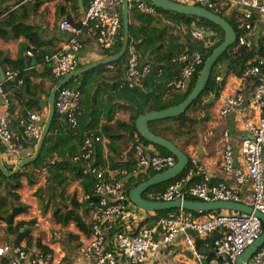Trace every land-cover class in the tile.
Instances as JSON below:
<instances>
[{"label":"built area","instance_id":"2783aa9c","mask_svg":"<svg viewBox=\"0 0 264 264\" xmlns=\"http://www.w3.org/2000/svg\"><path fill=\"white\" fill-rule=\"evenodd\" d=\"M186 5L197 6L232 21L236 29V40L230 47L232 58L242 52L252 51V58L246 62L241 77L248 81L246 92H238L227 97L219 117L224 118L231 111L242 108L244 104L261 112L257 123L248 122L245 129L248 137L243 139L240 154L243 167L234 166V153L230 141L224 135L222 151V168L235 183V188H228L223 183H212L210 178L202 175L198 183L186 186L202 171V167L193 160L192 170L182 179L167 186L163 191L151 196L150 201L171 202L174 200H196L206 203L233 202L242 203L241 191L245 185L250 187V204L253 210L264 214V0H171ZM122 0H90L80 24L73 25L69 20L58 23L60 31L69 38L61 48L45 61H54L51 75L56 80L72 74L77 70V55L83 48L82 37L94 39L102 49H110L121 27ZM139 12L156 15V9L146 0H129ZM263 26V27H261ZM192 41L209 45L207 34L195 29L190 31ZM26 55L33 57L31 52ZM204 53H190L184 49L172 59L179 66L177 77L168 84L178 93L187 91L192 77L202 65ZM138 56L133 49L127 59L124 83L132 88L151 71L150 64L138 65ZM108 69L113 71L112 66ZM159 73H161L159 71ZM18 71L7 69L3 79L10 81L18 76ZM225 75L217 67L215 82L221 83ZM21 83V81H19ZM0 95L5 108L0 115V145L3 156L9 162L18 163L29 157L31 151L27 143L39 141L43 122L39 112H29L21 117L18 126L21 132L10 128L9 99L3 95L0 81ZM81 106V92L78 88L63 86L56 95L55 114L70 131L77 128V115ZM101 143L104 152L108 140L93 134L84 137L76 154L69 157V162L79 165L82 176L92 179L89 192L79 191L75 194L77 202L87 211L89 234L77 249L78 257L89 264H152L161 255L172 253L171 246L179 241L186 252L194 258L196 264H235L243 251L260 237L263 232L261 221L253 215L231 212H211L192 216L182 210L157 217L155 212H147L130 202L124 187V179L136 178L147 172L161 173L175 164L173 156H158L145 151L142 144L133 147L135 166L111 170L96 164L94 157L95 143ZM59 157L53 154L46 162L45 168H51ZM78 183V182H77ZM81 185L78 183V185ZM218 237L212 239L215 233ZM195 239L202 242L199 248ZM210 239L209 243L205 240ZM0 257H7L9 264H61L62 256L54 255L52 262L38 254L32 255L23 247L9 244L0 246ZM248 264H264V246L250 258Z\"/></svg>","mask_w":264,"mask_h":264},{"label":"trees","instance_id":"16d2710c","mask_svg":"<svg viewBox=\"0 0 264 264\" xmlns=\"http://www.w3.org/2000/svg\"><path fill=\"white\" fill-rule=\"evenodd\" d=\"M146 2L151 4L148 0H146ZM4 5L5 0H0V36L3 40L24 37L30 42L31 46H34L33 49H29L26 52H31L33 54L32 58L34 59L35 65L43 68L42 74L39 75L41 77L49 78L50 88L46 93L48 96L52 88L58 83V80L53 78L50 71L54 61H45V58L52 57V54L47 51L40 52L36 48L41 46L38 44V41L40 40L39 32L36 27L27 24V20L29 19L30 15L27 7L23 4L18 9V11L8 12V9L4 7ZM155 9L156 14L169 17L174 24H182L186 27V31H188L189 35L188 36L187 33L185 35L186 44L176 43V39L173 37H171V41H169L167 44L163 43L162 30L152 26L155 23V17L153 15L139 12L135 7H133V5H130L129 41L128 49L124 56L115 62L104 66H99L76 78H73L65 85L66 88H78L81 92V106L76 117L78 124L76 130L70 131L65 124L59 125L58 123L60 122H58V116L55 114L37 160L26 165L17 174L11 177H5L0 172V225L2 226L1 228L6 235L15 238L13 246L21 247V243L25 242L23 249L26 252H31L29 249L36 246L38 252L32 253L33 256L40 254L45 258L47 254L51 253V251L48 250L44 245L40 244L39 240L33 239V237L30 235L31 232L28 229L35 224V221L30 220L28 222H22L17 220L19 216L27 213V208L20 205V198L17 193L18 189L21 187L22 180H26L28 183L32 184L33 181L37 180V177H40L41 173H45L48 179L47 182L50 181L64 183L63 191L70 181L77 180L79 183L81 181V190L84 193L89 192L93 183L92 179L82 176L79 165L70 163L69 157L78 152L84 137L89 136L90 134H93L96 137L98 136L100 138H106L108 140V144L105 147V152L101 143L98 142L94 144V157L96 164L101 165L102 167L108 166V168L111 170L123 168L131 170L134 168L135 161H130V163H121L117 157L119 158L120 156L119 145L121 142H124V138L128 139V141L131 143L132 150L133 147L139 143L146 146L151 145L143 140L136 131L135 121L137 117L149 112L161 111L183 102L187 95L191 92L205 60L211 54L212 50L222 41V31L217 26L208 21L169 13L156 7ZM3 15L5 16L3 17ZM131 20L138 22L141 27L135 26ZM226 21L234 29H236V26L232 21L227 19ZM192 29L209 33V36L206 37V41L209 42V45L205 46L203 43L192 41L190 37V31ZM122 38L123 31L121 19V27L114 45L110 49H102L99 47L100 55L103 57V59L115 56L119 53L122 46ZM131 49H133L138 56V65L150 64L151 71L141 80L140 85L129 88L124 83V77L127 59ZM164 49L166 53L162 58H159L158 55L163 52ZM184 49H188V52L190 53H204V62L199 67L196 74L192 77L187 91L181 94L168 87V84L173 81V79L169 80L170 76L166 74L168 71H172L176 68V64L172 63V59ZM252 55V51L244 50L240 56L232 58L229 48L215 64L209 82L207 83L203 93L195 102L191 104L187 111L173 118L150 122L148 124L150 131L154 135L172 142L178 148H182L186 143L193 140L195 133L200 126L201 117L199 114L201 110H203V105L205 104L206 99L209 97V95H214V98H218L223 87V81L221 83L215 82L214 76L217 66L220 64L224 65L226 75H229L230 73L241 75L246 62L252 58ZM6 62L8 67L3 69V72H5L7 69H10L12 71H18L19 74L15 79L10 81L0 79L3 90L7 92L9 89L15 88L19 81H21V86L24 85L25 87L31 77L29 71L24 69L21 62L15 63L10 62L9 60ZM82 66L83 65H78L77 69H80ZM108 66H112L114 68L113 73H115V76H113V84L111 89L109 87L110 90L107 92V97L111 99L113 96H115L116 98L127 100L126 106L123 107V109L128 114V120L126 122L119 119H114V112L111 110L112 106H110L109 102V107H107V105L103 107L105 110V114L103 116L100 115V112L95 116L92 115V113L88 115L87 110H85L87 108L86 101L88 96L91 92H93V95L95 96V90L93 91V87L98 86L97 83L101 81L102 74L109 71ZM159 71L161 73H159ZM33 76H37V74ZM10 107L9 110L11 112ZM27 113L28 112H24L20 118L26 117ZM98 117H103L104 122L100 123L98 120H95ZM19 132H21L20 128H18L17 133ZM151 146L157 150V154L154 155L172 156L168 151L161 147L154 145ZM27 147L30 148L31 153L29 157H31L35 151L36 143H27ZM54 153L58 155V161L51 168H45V162ZM1 155H3V149L0 145V156ZM1 159L5 170L7 172H12L14 165L8 166L2 157ZM191 170V162L189 161L184 171L178 175L177 178L146 190L142 194V197L146 200L155 199L151 197L148 198L147 195H154L163 191L170 184L182 180ZM152 175H154L153 172H147L145 174H140L136 178L124 179V187L127 191V196L130 189L147 180ZM65 176H71V179L68 181L66 180L67 177ZM199 180L200 179L195 182L189 181L187 183L188 185L186 186L198 183ZM60 212L61 210H56L54 212V220L56 222H60L62 225H67L70 223V221H73L75 222L76 227L83 230L85 229V224L80 220L79 217H73L71 215L65 216ZM176 212H179V210L155 212V214L157 217H164L169 213ZM183 212L194 217L207 214L187 211ZM85 234L88 235L89 230ZM218 235V232L215 233L212 236V239L218 237ZM195 241L196 245L200 248L202 246V242L199 241V239H195ZM210 241V239H207L205 240V243H209Z\"/></svg>","mask_w":264,"mask_h":264},{"label":"crops","instance_id":"0c3cea01","mask_svg":"<svg viewBox=\"0 0 264 264\" xmlns=\"http://www.w3.org/2000/svg\"><path fill=\"white\" fill-rule=\"evenodd\" d=\"M89 2L90 0H5L4 7L8 9V12H16L24 4L30 13L27 24L36 27L39 32L40 40L38 44L41 46L36 48L40 52L47 51L53 56L69 38L59 30L58 23L66 19L73 25L78 26L84 12L88 8ZM153 16L155 17V23L152 26L162 30L163 43L167 44L171 41V37H173L176 39V43L186 44L185 35L186 33L188 35V31H186L184 25H176L169 17L163 15L156 14ZM131 22L135 26L141 27L135 20H131ZM82 44L83 48L77 55L78 65H83L81 68L103 59L100 55V48L94 39L84 36L82 37ZM33 48L34 46H31L30 42L24 37L3 40L0 36L1 70L3 71V69L8 67L6 61L9 60L15 63L21 62L24 69L28 70L31 75L25 87L24 85L21 86V83H18L15 88L9 89L7 92L2 88L3 95L9 99L11 105V107L9 105L11 108L10 128L16 133L19 128L17 122L24 112L39 111L43 124L49 112L47 102L49 94L48 96L46 95L50 88L49 78L39 75L42 74L43 68L35 64L31 68H27L25 65L26 51ZM165 53L164 49L158 57L162 58ZM175 67L174 70L168 71L166 74L170 76L169 80H174L179 73V67L177 65ZM217 67L225 75L220 94L218 98H214V95H209L206 99L205 103L210 98L212 99L211 103L206 107L209 115L208 118L200 122L194 139L179 149L188 156L190 162L195 160L202 167V171L196 174L190 181L201 180L202 175H206L212 183H223L226 187L232 189L235 188V183L229 174L224 173L222 168L224 135L229 139L233 149L234 166L242 168L243 157L240 154V149L243 139L248 137L245 124L248 122L257 123L261 112L244 104L242 108L231 111L224 118L218 116L226 98L234 96L238 92H246L249 88V83L243 80L241 75L234 73L226 75L224 65L220 64ZM113 72L114 70H109L102 74L101 81L97 83L98 86L93 87L95 96L93 92L88 96L86 101L87 108L85 110H87L88 115L92 113L95 116L100 112V115L103 116L105 114L103 107L106 105L109 107L110 103V106H112L111 110L114 112V119L126 122L128 114L123 107L126 106L127 100H122L115 96L111 99L107 97V92L113 84V76H115ZM36 74L37 76H33ZM2 98L0 95V115L5 110L2 105ZM199 115L202 118L204 110H201ZM95 120H98L100 123L104 122L103 117H98ZM58 122H60L58 123L59 125L64 124L60 118H58ZM119 146L120 156L119 158L116 156L117 159L121 163L134 162L133 150L128 139L124 138V142H121ZM142 146L147 153L157 154V150L153 146H146L144 144ZM1 157L8 166L14 165L15 167L17 164L9 162L3 155ZM70 179L71 176L66 178L68 181ZM47 180L45 173H41L40 177H37V180L33 181L32 184L26 180H22L21 187L17 193L20 198L19 203L27 208V213L19 216L17 220L22 222L35 221L33 226L26 229L30 230V235L33 239L39 240L40 244L51 251L50 254L45 256V260L49 263L54 259V255L59 254L62 256L61 264H89L81 260L77 255V249L87 240L88 235L85 233L89 230L87 226V211L84 209V205L77 202V198L75 199V194L82 191L80 184L78 185L79 182L77 180H72L63 191L64 183L47 182ZM188 182H186V185H188ZM240 194L244 200V204L249 205L251 200L249 185H245ZM151 196V194L147 195L148 198ZM56 210H61L60 213L65 216L79 217L85 224V229L76 227L73 221H70L67 225L56 222L54 220V212ZM1 227L0 225L1 245L6 244L5 239H8L9 245H14L15 238L6 235ZM176 242L171 246V254L161 255L158 259L152 261L154 262L152 264H196L191 254L184 250L182 243ZM24 245L25 242H22L21 247ZM29 250H31V253L38 252L36 246ZM0 264H9L8 258L0 257Z\"/></svg>","mask_w":264,"mask_h":264},{"label":"water","instance_id":"95a60500","mask_svg":"<svg viewBox=\"0 0 264 264\" xmlns=\"http://www.w3.org/2000/svg\"><path fill=\"white\" fill-rule=\"evenodd\" d=\"M154 7L162 9L166 12L184 15L188 17H194L197 19H202L212 23L217 26L223 33V38L221 43L215 47L211 54L205 60L201 71L196 79V82L187 95L185 100L178 105L166 108L161 111L149 112L144 115L137 117L135 121V128L140 137L151 145L161 147L168 151L174 158L175 164L173 167L161 172L156 173L149 177L147 180L141 182L134 188L130 189L128 192V197L130 202L137 208L142 209L147 212H167L172 210H182L187 212H197V213H211V212H231L239 213L245 215H253L258 218L263 226V232L258 239H256L251 245H249L243 253L238 257L235 264H248L252 255L264 246V214L259 211H255L252 207L233 202H211L206 203L196 200H174L171 202H158L146 200L142 197V194L157 185L167 183L180 175L189 163L188 156L176 147L172 142L154 135L148 124L152 121L163 120L168 118H173L181 115L187 111L193 102H195L199 96L203 93L209 79L211 77L213 68L217 63L218 59L234 44L236 40V33L234 28L223 18L207 11L202 7L197 6H186L171 0H148ZM121 18H122V46L118 54L112 57L102 59L98 62L87 65L81 69L76 70L72 74L59 80L58 83L53 87L48 96V107L49 112L47 118L43 124L42 132L39 141L36 144L35 151L31 157H27L19 161L12 172H7L2 164V159L0 156V172L5 177H11L17 174L26 165L37 160L40 151L42 149L44 140L49 132L53 117L55 115V99L57 92L65 86L70 80L76 78L88 71H91L99 66H104L115 62L122 58L128 49L129 41V0H122L121 2ZM209 36V33H206ZM35 64L34 60L28 56L25 57V65L27 68L33 67ZM0 79H3V71L0 68ZM210 98L207 103L203 105L204 115L200 118V122L208 118V112L206 107L211 103ZM5 243H8V239H5Z\"/></svg>","mask_w":264,"mask_h":264},{"label":"rangeland","instance_id":"374dc122","mask_svg":"<svg viewBox=\"0 0 264 264\" xmlns=\"http://www.w3.org/2000/svg\"><path fill=\"white\" fill-rule=\"evenodd\" d=\"M137 209V207H135Z\"/></svg>","mask_w":264,"mask_h":264}]
</instances>
